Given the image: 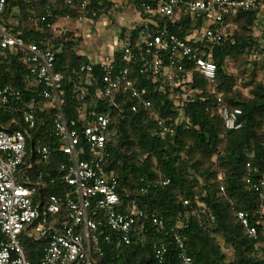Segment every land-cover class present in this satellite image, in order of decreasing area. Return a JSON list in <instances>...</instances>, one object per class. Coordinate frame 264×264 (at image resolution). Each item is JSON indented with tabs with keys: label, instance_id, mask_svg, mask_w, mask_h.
I'll return each mask as SVG.
<instances>
[{
	"label": "built area",
	"instance_id": "2783aa9c",
	"mask_svg": "<svg viewBox=\"0 0 264 264\" xmlns=\"http://www.w3.org/2000/svg\"><path fill=\"white\" fill-rule=\"evenodd\" d=\"M92 1L64 0V5L77 16H66L61 21L80 23L95 19L98 11L88 13ZM262 3L264 0H153L152 4H142L144 12L151 16L189 15L202 24L181 38L170 33L166 26L160 28L156 23L143 20L138 13L137 25L119 35L117 51L111 50L103 59L80 64L73 70L77 76L85 75L82 83L72 87L75 101L83 105L79 116L82 127L77 130L69 129L64 118L65 78L55 71L56 54L62 44L52 40L36 43L14 32L18 24L12 26L6 22V0H0V57L6 52L21 54V63L38 87L40 99L38 103L25 102L11 85L0 86V115H19V119L13 118L6 126H0V264H32L25 254L24 239L44 242L39 264H93V257L103 256L105 248L113 242L123 246L133 242L145 244L150 233L172 241L178 251L177 264H194L187 254V237L181 233L187 228V215L169 226L162 217L139 210L135 205L121 209L118 177L107 170L110 117L98 113V108L101 103L117 108L120 96L131 101L133 113L151 109L145 91L131 77L133 67H137L139 75H148L158 82L159 91L168 90L174 95L178 88L190 99L196 95L190 87L192 73H196L209 84L212 106L221 118L223 131H238L242 112L239 108L230 109L217 92V68L210 56L212 50L227 43L231 17L239 11L254 10ZM17 12L13 9L11 15ZM44 12L42 17L32 12L27 22L34 27L44 23L47 29L54 31L56 21L47 22L52 21L51 10ZM94 71L100 72L99 81L94 78ZM87 99L90 100L88 107ZM50 108L57 151L64 156L58 165L57 177L35 168L49 167L56 151L33 139L39 114ZM153 117L162 138L173 133L171 126L156 115ZM30 144L31 157L26 162ZM44 179L61 184L65 188L63 195L45 197L42 193ZM218 180L219 191L223 193L222 178ZM243 182L256 196L254 213L237 210L232 203L230 207L245 234L257 241L258 216L264 211V166L261 172L249 169ZM140 184V193L146 194L153 187H167L170 180L158 174L154 180L140 179ZM182 204L186 206L188 201ZM152 251L156 263L163 264L168 254L165 243L153 242Z\"/></svg>",
	"mask_w": 264,
	"mask_h": 264
},
{
	"label": "trees",
	"instance_id": "16d2710c",
	"mask_svg": "<svg viewBox=\"0 0 264 264\" xmlns=\"http://www.w3.org/2000/svg\"><path fill=\"white\" fill-rule=\"evenodd\" d=\"M152 2L133 0V5L143 20L156 23L160 28L166 26L170 33L181 38L202 24L200 20H192L189 15L163 18L146 14L142 4ZM102 8V0H93L88 13L94 10L98 11V15ZM13 9L18 10L16 15H11ZM46 9H50L53 15L52 21L47 22L77 16L64 5V0L53 3L47 0H6L4 19L20 17L14 32H20L26 40L36 43L52 40L58 45L62 44V49L56 54L55 71L62 73L65 78L66 106L63 114L69 129L80 130L82 123L79 116L83 105L75 101L72 87L82 83L85 75L77 76L73 70L89 61L77 52L73 42L53 40L52 31L44 23L34 27L27 22L32 12L36 17H42ZM261 12L264 13V3L254 10L239 11L233 15L232 25L227 30V43L212 50L210 56L217 68V92L230 109L239 108L242 112L238 131H223L221 118L212 106L213 95L209 91V84L196 73H192L190 83L196 95L190 99L178 88L174 90V95L168 90L159 91L158 82L148 75H139L137 67H133L131 77L145 91L144 96L150 100L151 109L133 113L130 110L131 101L123 100L120 96L117 98V108L107 103H101L98 108V113H106L110 117V159L107 170L118 177L121 209L126 210L135 205L139 210L162 217L169 226L187 215L188 225L181 233L187 237V254L194 264H264V211L258 216V240L253 241L234 218L230 207L232 203L237 210L250 214L256 209V196L247 189L243 179L249 169L261 172L264 166V83H255L249 98L239 100L234 93L235 79L226 71L228 59L237 60L249 54L254 56L260 51L261 46L251 33ZM136 33L134 31L133 35ZM20 57L21 54L10 52L0 57V86L11 85L20 92L25 102L38 103V87ZM100 76L99 71H94L96 81H99ZM175 94L179 96L175 97ZM89 103L87 99V107ZM52 113L50 108L39 114L38 130L33 132V139L40 140L43 145H49L56 151H53L49 167L35 168L57 177L58 165L64 156L57 151ZM153 115L171 126L173 133L162 138ZM13 118L19 119V115H0V126H6ZM28 146L26 162L31 157V144ZM158 174L169 179L170 184L167 187H153L146 194L140 193V179L154 180ZM219 177L222 178L223 193L219 191ZM42 188L45 197L63 195L65 191L57 181L51 183L47 179L43 180ZM183 201H188V205L183 206ZM217 237L223 241V247L218 245ZM159 241L168 248L163 264H177L176 246L168 237L163 238L154 233L148 235L145 244L133 242L123 246L113 242L105 248L103 256L93 257V264H157L152 243ZM23 246L27 259L32 264H39L44 242L25 239ZM227 250L232 252L230 258Z\"/></svg>",
	"mask_w": 264,
	"mask_h": 264
},
{
	"label": "rangeland",
	"instance_id": "374dc122",
	"mask_svg": "<svg viewBox=\"0 0 264 264\" xmlns=\"http://www.w3.org/2000/svg\"><path fill=\"white\" fill-rule=\"evenodd\" d=\"M55 1L58 0H47L49 3ZM102 7L103 10L97 17L89 21L68 26L58 21L55 30L52 31V39L73 42L77 52L92 63L109 55L111 50L117 51L120 33L127 31L130 26L137 25L138 12L135 10L133 0H102ZM5 20L13 26L19 23L20 17L12 16ZM251 34L261 46L260 51L254 56L249 54L237 60L226 61V71L235 79L234 93L239 100L249 98L255 83H264V13H260ZM32 232L38 237L34 230ZM216 240L218 245L223 247V241L219 237ZM227 255L230 258L232 252L227 250Z\"/></svg>",
	"mask_w": 264,
	"mask_h": 264
},
{
	"label": "crops",
	"instance_id": "0c3cea01",
	"mask_svg": "<svg viewBox=\"0 0 264 264\" xmlns=\"http://www.w3.org/2000/svg\"><path fill=\"white\" fill-rule=\"evenodd\" d=\"M58 21H60V23L61 24H65L66 23V25L68 26V25H70V24H78L76 21H74V20H70V21H68V22H64V21H61V19H58V20H56V24L58 23ZM55 28H56V25H55ZM57 28H59V26H57ZM81 55V54H80ZM89 61V60H88Z\"/></svg>",
	"mask_w": 264,
	"mask_h": 264
}]
</instances>
